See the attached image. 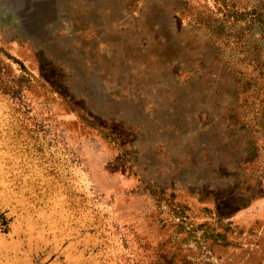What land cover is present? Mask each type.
<instances>
[{
	"label": "rangeland",
	"instance_id": "obj_1",
	"mask_svg": "<svg viewBox=\"0 0 264 264\" xmlns=\"http://www.w3.org/2000/svg\"><path fill=\"white\" fill-rule=\"evenodd\" d=\"M0 264H264V0H0Z\"/></svg>",
	"mask_w": 264,
	"mask_h": 264
}]
</instances>
